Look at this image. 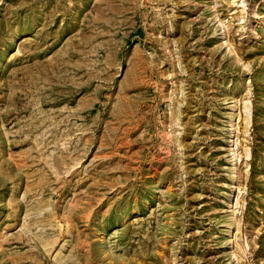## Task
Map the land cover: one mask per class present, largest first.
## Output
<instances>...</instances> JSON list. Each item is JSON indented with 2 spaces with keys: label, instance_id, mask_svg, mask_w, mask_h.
Returning <instances> with one entry per match:
<instances>
[{
  "label": "rangeland",
  "instance_id": "374dc122",
  "mask_svg": "<svg viewBox=\"0 0 264 264\" xmlns=\"http://www.w3.org/2000/svg\"><path fill=\"white\" fill-rule=\"evenodd\" d=\"M0 264H264V0H0Z\"/></svg>",
  "mask_w": 264,
  "mask_h": 264
},
{
  "label": "bare ground",
  "instance_id": "6f19581e",
  "mask_svg": "<svg viewBox=\"0 0 264 264\" xmlns=\"http://www.w3.org/2000/svg\"><path fill=\"white\" fill-rule=\"evenodd\" d=\"M220 23V22H219ZM221 24V23H220Z\"/></svg>",
  "mask_w": 264,
  "mask_h": 264
}]
</instances>
